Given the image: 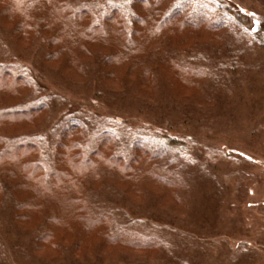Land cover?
<instances>
[{
	"label": "rangeland",
	"instance_id": "374dc122",
	"mask_svg": "<svg viewBox=\"0 0 264 264\" xmlns=\"http://www.w3.org/2000/svg\"><path fill=\"white\" fill-rule=\"evenodd\" d=\"M71 1L92 8L93 18H100L102 11L111 6L134 14L133 39L140 40L137 33L141 30L135 24L145 6L136 5L139 0ZM158 8L167 13L180 8L188 14L201 10L212 14L213 19L225 20L219 32L183 30L187 33L185 41L171 31L174 35L168 41L175 49V60H184L192 72L202 71V79L197 80L200 87L193 88L185 80L177 84L182 93L174 90L189 100L176 98L171 87L176 81L164 76V63L160 61L147 60L152 74L150 85L139 81V68L132 69L130 57L117 63L119 73L109 65L103 66L105 56L110 55L106 48L119 50L123 43V38L106 23L96 36L108 29V44L103 45L95 37L84 41L90 46L91 57L79 53L74 56L75 63L85 60L86 73L83 66L80 71L69 64L64 68L62 62L47 63V43L41 30L33 31L34 35L25 31L15 35L14 30L0 23V68L25 74L34 84L32 90L27 89L26 98L16 104L45 105L41 115L34 118L38 127L14 135L38 142L48 164L46 174L50 175L47 179L42 174L30 175L29 169H24V160L34 156L18 151L11 158H0V189L1 180L10 179L15 197L33 208L29 209L31 219L39 220L48 211L58 214L48 226L44 217L37 228L25 231L13 220L15 199L10 189H4L0 264H264V0H163ZM58 12L59 7H54L52 17ZM16 16L13 12L12 21ZM254 24L262 33L258 40L250 34ZM23 35L29 40H22ZM160 44L157 38L144 42L141 57L159 56ZM11 82L0 74V107L12 105L9 102L21 97L20 88L8 86ZM70 121L85 124L91 134H110L124 157L137 153V143L158 145L162 151L166 147L163 170L172 171L171 178L166 179L169 185L141 179L133 185L128 182L132 187L127 190L119 188L98 195L104 212L127 224L142 239L153 238L156 246L141 250L107 245L96 258L73 256L66 251L60 260H52V253L32 251L34 239L48 228L51 237H69L61 230L66 229L79 234L89 247L94 243L98 246L101 240L95 235L105 229L85 231V222L81 221L85 214L76 211L85 210L86 194L94 182H100L103 172L125 180L109 167L105 170L99 166L92 170L91 177L86 175L89 167L86 173L69 167V177L59 176L54 163L49 168L55 139ZM18 125L21 122L0 119V135L31 127ZM144 166L146 171L149 165ZM68 240L61 242L65 248L71 242Z\"/></svg>",
	"mask_w": 264,
	"mask_h": 264
},
{
	"label": "trees",
	"instance_id": "16d2710c",
	"mask_svg": "<svg viewBox=\"0 0 264 264\" xmlns=\"http://www.w3.org/2000/svg\"><path fill=\"white\" fill-rule=\"evenodd\" d=\"M161 1L163 0H139L138 3H136V5L145 6L141 15H137V23L135 26L141 30V34L137 33L140 39L137 41L133 39V36L135 37L136 35V31L133 30L135 15H129L128 12L124 11L119 6H111L107 10L102 11L100 18H97V15L93 18L94 14L92 13V8L85 6L80 7L77 2L71 0L61 1L60 3H57L55 0H0V23L10 28V30H14L15 35L23 31L26 33L30 32L34 35L36 34L34 32L41 30L45 37H47H44L47 43L46 62L49 64L50 62H62L64 68H69L66 67V65L69 64L72 69L74 68L80 71H82L83 66L84 73H86V68L84 66L85 60H81L80 63H75L73 62L74 56L76 53H79L85 56L88 54V57H91L92 54L88 50L90 46H87L84 41L93 40L95 37H99L103 45H106L105 43H107L108 35L111 33L108 32V29L107 33L103 31L101 36H96L97 30L103 28L102 26L106 23V25L112 26V32H114L116 36L119 35L123 38V43L119 50L114 51L111 47L106 48V50L109 51L107 53H110V55L105 56V60L102 64L103 66L107 67L109 65L119 73L121 69H118L117 63L130 57L133 60L131 62L132 69L133 67L139 68V81L144 85H150L151 81L149 78L152 74L151 71L147 69V60H153V62L160 61L164 63V76L166 75L167 79L171 82L176 81V83H172L174 85H171L176 98L189 100L175 93V91L177 93H182L177 84L180 85L181 81L186 80V82L190 81L188 83L190 86H193V88L200 87L201 85L197 80L202 79V71L199 72L194 70L192 72L184 60L183 63L179 61L180 64L175 60V49L171 48L172 45H170L168 41L170 35H174L171 31L176 32L180 35V39L184 38L185 41L187 39V33H183V30H189L190 33L201 30L213 33L219 32L221 30V24H223L225 20L213 19L211 16L212 14L201 10L197 13L193 12L188 14L185 10L180 8H172L167 13L165 9L158 8ZM54 7H59L58 16L56 17L55 15L56 18L52 17ZM13 12L17 15L15 22L12 21ZM220 12L222 13L221 10ZM83 19L87 20L84 22ZM57 22L61 23L58 27L55 25ZM167 24L169 25L167 26ZM254 25L255 27L251 28L250 34L253 39L258 40L262 37V33L258 25ZM153 38H157L159 42H161L157 48L158 50L161 49V52L159 54L157 53L158 51L153 52L154 54L157 53L159 56L153 55L151 59H149V56L146 58L145 56L141 57L140 49H142L143 43H147V41H151ZM21 39L29 40L28 37L24 35ZM263 40L264 37H262L261 41ZM85 47H87V49ZM139 56L141 57L140 60ZM77 73L79 72L77 71ZM0 74L11 79V85L8 86L13 85L14 87L20 88L19 92L21 95V97L14 102H9L12 105H3L0 107V119H7L14 123L21 122V125H18V127L22 128L31 126L15 130L14 132L4 133L3 136L0 135V158L3 156L11 158L9 156L18 151H20V154L24 153L25 156L27 153L33 154V158L26 161L24 160V169H29L30 175L42 174L43 178L47 179V177L50 176L46 174L48 164L44 162L42 150L38 142L26 136L14 135L17 131L32 129V127L35 128V126L38 127L39 122L34 125V118L37 115H41L40 112L45 110V105L35 103L28 106H19V104H16L24 96L26 98L28 94L27 89L32 90L34 88L33 81L29 76L25 74H16L7 67H1ZM91 133L90 128L81 122L70 121L63 126L55 139L53 158L51 159L49 168H51V165L54 163L55 167L59 170L57 171L59 176L69 177L71 171L69 167L76 168L79 171H83V173L87 170L86 168L89 167L87 170L89 173H85L87 177H91L92 170H97L99 166L103 167V169L109 167L112 173H115V175L119 177H123L125 180L119 181L115 176L112 178L109 177V172H103L100 177V182H94L90 191L86 194L85 203L83 202L85 210L76 211V213L85 214V218L81 220L85 222V231L88 232L96 228L105 229L101 235H95V237L101 240L98 246L95 247L94 243L89 247L85 242L83 243L81 241L79 234L76 235L72 231L69 233L66 229H61L64 235L67 233L66 236H69L66 238L51 237L52 232L51 229L48 228V230L46 229L41 233L40 237L38 236L36 240L34 239L32 251L35 253H52L54 255V259L52 260H60L66 251H70V254L73 256L78 254L82 257L90 256L96 258L102 253L100 250L107 245H125L126 248H140L141 250L147 248L151 249L154 245L156 246L153 238L145 237L142 239L143 236L135 231L131 232L128 226H126L127 224L116 220L109 212H104L100 207L101 201L98 195H102V191L105 193L106 191L117 190L119 188L127 190L126 188L132 187L131 185H133V183H138L141 179L148 180L156 185H159V183L169 185L166 179L171 178L169 174H171L172 171H168V168L163 170V168H166V166L163 165V160L166 157L164 154L166 147L163 146L162 151L158 148V145L150 147L147 143H137L135 149L137 153H133L134 155L132 157L125 156L127 157L125 159L121 152H119L118 143L115 141L114 137L103 132ZM5 135H8V137H4ZM100 157L104 159H102L103 162L100 161ZM141 159L143 164L140 163L142 162ZM144 164L149 165L146 171ZM131 165H133V167H131ZM9 173L10 176L13 175L10 171ZM10 181L11 180L8 178L1 180L0 190L2 191L0 194V206L4 198V189H10L9 192L12 198L15 199V209L13 210V214L15 211V215H13L15 223L26 228L25 231L37 228L36 225L42 217L38 220L31 219L28 216L29 209L33 208L27 202H21L15 197V187L10 185ZM128 182H131V185L128 184ZM3 183H5V185ZM173 200L176 199L174 198ZM70 202L74 204L75 200ZM72 213H75V211H72ZM46 214L47 215L44 217L47 218V226L52 221L57 220V218H53L55 214L53 211H48ZM55 215L58 216V214ZM129 232L131 233L129 234ZM129 235L133 236L131 237ZM66 239H69L68 242H71L65 248L61 242H64Z\"/></svg>",
	"mask_w": 264,
	"mask_h": 264
}]
</instances>
